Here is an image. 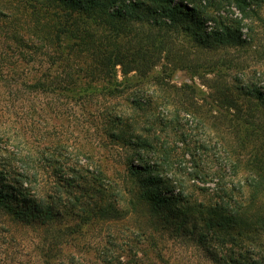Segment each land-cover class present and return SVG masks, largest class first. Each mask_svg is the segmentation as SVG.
I'll use <instances>...</instances> for the list:
<instances>
[{
	"label": "trees",
	"instance_id": "trees-1",
	"mask_svg": "<svg viewBox=\"0 0 264 264\" xmlns=\"http://www.w3.org/2000/svg\"><path fill=\"white\" fill-rule=\"evenodd\" d=\"M0 1L9 7V0ZM22 1L21 7H15V16L0 11L6 23L13 20V28H21L12 29V33L6 30V35L27 49L26 57L20 55L23 60L57 63V70L53 74L44 71L32 82H27L22 72L0 71V88L9 97L28 99L20 112L27 129L38 130L31 138L7 116L1 119L0 243L18 231L33 233L29 248L32 246L35 260L30 264H169L161 252L165 239L193 236L204 243L202 252L215 264H257L254 245L264 234V90L253 87L251 93H243L248 96L245 103L251 107L242 113L222 114L226 128L241 135L237 147L240 151L247 149L245 164L258 180L219 179L213 186L205 180L222 175L225 168L238 175L242 157L217 162V170L211 173L208 160L215 162L216 156H210L209 147L200 146V162L191 159L190 166L181 165L185 157L177 153L174 139L169 135L162 138L154 128L155 122L141 126L136 119L135 112L142 109L136 98L130 101L132 109L116 104L107 113L115 148L112 152H95L75 139L67 140L59 134L51 137L43 131L45 116L60 108H51L46 100L35 103L30 97L56 93L77 100L95 91L116 95L126 86H137L145 80L162 85L156 67L161 59L174 56L167 40L171 32L190 33L200 41L214 36L220 45L242 44L241 34H237L239 18L229 17L228 12L227 16H211L207 10L226 11V6H234L246 16H256L254 7L264 0ZM35 1L42 6L41 14L52 15L62 23L63 28L47 40L51 43L71 25L66 21L69 13L57 7L69 6L85 16L71 25L78 36L68 45L66 56L60 57L61 62L50 53L40 54V41L29 35L26 42L21 36L24 26L19 25L22 18L16 15L29 11L27 6H36ZM101 15L106 18L104 32H93V20ZM208 20L221 29L207 30ZM87 24L88 28H83ZM199 44L215 47L213 43ZM79 53L87 57L86 61L70 62V57ZM131 73L134 75L129 76ZM182 88L191 86L185 84ZM211 104L224 106L223 112L237 107L225 88L215 90ZM204 118L199 116L201 121ZM171 123L163 124L161 131L172 127L177 132ZM215 123L221 121L207 120L210 126ZM221 142L224 146L222 138ZM111 153L115 158L110 157ZM123 256L126 260H121Z\"/></svg>",
	"mask_w": 264,
	"mask_h": 264
},
{
	"label": "rangeland",
	"instance_id": "rangeland-1",
	"mask_svg": "<svg viewBox=\"0 0 264 264\" xmlns=\"http://www.w3.org/2000/svg\"><path fill=\"white\" fill-rule=\"evenodd\" d=\"M22 3V0H15V2L9 0L6 2V5L9 6L7 8L0 1V11L5 15L15 16V7H21ZM26 8L29 11L24 10L23 14L16 15L18 18H22L19 22V25L24 26L22 32H20L22 38L27 42L30 35L32 40L40 41L39 47H42L40 54H43V52L50 53L55 57L56 62L57 60L61 62L60 57L66 56L69 51L68 45L74 42V37L78 34V32H72L73 22H80L85 19V16L73 12L69 6L60 5L57 7V9H63L65 13H69L66 21L70 22L72 26L69 25L67 32L59 34L60 36L52 40L53 43H51L47 40L51 38L53 32L56 34V30L62 27L61 21L56 20L52 15L41 14L40 8L42 6L39 2L34 7L27 6ZM254 8L257 9L258 15L256 16L253 14L246 16L234 6H226V11L207 10L211 16L213 14L227 16L226 12H228L229 17L239 18L241 20L240 32H237V34L238 36L241 34L242 44L220 45L213 36L201 40L202 43H213L215 46L214 48H206L199 44L201 43L200 39L195 38L190 33L186 36L182 32H171L172 34L169 35L171 37H167V40L170 41V49L174 56L168 60L161 59L156 67L162 85H158L153 80H145L137 86H126L122 92L116 95H99L95 91V94L84 95L77 100L56 93L32 94L30 98L33 102L46 100L51 108H60L57 112L45 116L46 122L41 123L44 126L43 131H47L51 137L59 134L67 140L75 139L83 147L92 148L95 152L105 149H110V152H112L115 148L113 147L115 141L110 137L113 130L110 116L107 113L112 111L111 108L116 104H120L126 109L131 108L130 101L136 98L142 104V109L137 110L134 114L136 119L140 120L141 126L155 122L154 128L160 131L158 134H161L162 138L169 135L168 137L171 140L174 139L175 145L179 147L177 153L180 157H185V160H181V165L190 166L191 159L200 162L198 153L200 146L209 147L210 156L215 155L217 158H215V162L211 158L208 160L209 167L212 168L211 173L213 170H217V162L221 164L242 157V165L238 164V175L225 168L222 175L209 176L205 180V184L213 186L219 179L227 182L238 180L243 182L248 179L258 180L259 177L257 178L252 174L251 167L245 164L247 149L240 151L237 147L241 135L237 132H230L226 128L225 116L222 115L242 113L247 107H251V104L245 103L244 100L248 96L243 93H251L253 87L264 90V2ZM101 16L93 20L95 21L94 26L91 27L93 32L95 30L96 33L104 32L106 18L103 15ZM257 16H261L262 19ZM6 19V17L0 15V71L6 74L22 72L26 76L24 78L27 82L36 80L44 71L53 74L57 70L55 66L57 63L48 65L47 61L37 62L34 60L27 62L21 58L20 55L27 56V49L14 42L5 33L6 30H10L12 33V29L21 30V28L15 26L13 28V20L8 24ZM207 22L209 26L207 30L221 29L212 20ZM230 24L233 25V23ZM85 27L88 28V24L83 28ZM120 34L122 33L120 32ZM9 52H12V54ZM70 59V62L76 61L83 64L87 57L79 53L78 56L74 54ZM131 75H134V73L129 74V76ZM119 78H122L120 72ZM185 84L191 86V89L182 88ZM9 86L17 88L14 84ZM222 88L227 89L229 94L234 97L237 104L235 109L231 108L223 112L224 106L211 104L215 90ZM252 97L254 98V96L250 97L251 100H253ZM27 104L28 99L15 96L9 97L7 91L0 88V122L1 119L5 120V116H7L11 123L16 124V128L22 127L27 135L34 138L32 136L38 133L37 128H35V131L27 129V126H25L27 121L20 112L22 107ZM200 115L205 118L207 116V118L201 121L199 119ZM215 116L218 117L215 118ZM155 118H157L156 121ZM217 119L221 123H215L214 126L207 124V120L215 121ZM171 120H173L172 123ZM169 122L172 126H175L177 132H173L172 127H170L171 129L167 127L166 130L161 131L162 125L169 124ZM89 139L92 141V147L88 144ZM194 152L195 155H193ZM115 156L114 153L110 155L111 158H115ZM111 163L108 166H111ZM113 165L115 166L116 163L114 162ZM244 194H248V188H246ZM22 233L19 231L12 233L9 235V240H6V238L5 243H0V264L33 263L35 260L34 252L31 251L32 246L30 248L29 246L30 239L34 234L24 232L22 235ZM1 237L3 238V234H0V239ZM174 239H165L162 245L161 252L167 259L165 262L169 264H215L211 258L205 256V251L202 252L201 245L204 243L196 241L195 237L192 236L191 239L178 236ZM258 242L257 245H254L253 258L257 264H264V234L258 237ZM121 260H126L125 256Z\"/></svg>",
	"mask_w": 264,
	"mask_h": 264
}]
</instances>
